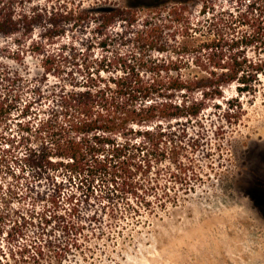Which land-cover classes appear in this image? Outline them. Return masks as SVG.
Masks as SVG:
<instances>
[{"label":"rangeland","instance_id":"1","mask_svg":"<svg viewBox=\"0 0 264 264\" xmlns=\"http://www.w3.org/2000/svg\"><path fill=\"white\" fill-rule=\"evenodd\" d=\"M176 1L0 0L9 8L1 14L32 24L0 33V264H264V75L253 93L223 87L196 122L115 123L108 138L121 177L112 186L109 177L82 184L62 167L23 166L36 153L59 161L52 145L60 127L69 131L61 106L73 85L88 73L142 72L159 56L146 46L143 16ZM179 1L192 28L176 36L188 50L181 74L203 78L194 48L254 0ZM109 7L138 20L110 19ZM66 8L70 19L57 16ZM37 246L43 255L33 260Z\"/></svg>","mask_w":264,"mask_h":264},{"label":"trees","instance_id":"2","mask_svg":"<svg viewBox=\"0 0 264 264\" xmlns=\"http://www.w3.org/2000/svg\"><path fill=\"white\" fill-rule=\"evenodd\" d=\"M183 3L186 2H163L164 6L145 12L142 35L147 48L159 56L149 55L143 74L140 64L129 66L121 76L107 80L95 79L88 73L83 82L65 92L61 108L69 131L65 133L60 127L59 137L52 145L53 155L59 161L55 164L36 153L24 157V167L33 172L46 165L54 170L62 167L69 181L78 178L79 183L90 185L109 177L112 186L121 177L113 166L119 146L115 147L108 138L115 131V123L145 126L160 121L196 122L209 102L223 97V87L234 83L239 93L256 91L259 78L264 75V0L248 1L247 9L232 18L224 33L194 48L201 60L197 66L207 75L195 80L181 74L185 62L180 54L188 50L180 48L176 36L184 39L192 29L187 4ZM8 9L5 4L0 7L1 34H14L19 28L31 31L32 24L26 16L13 20L9 13L1 14ZM102 11L128 27L138 20L137 14L127 10L109 7ZM72 15V9L66 8L57 16L70 19ZM164 32L173 44L164 42ZM0 108L1 119L7 112ZM223 116L225 120L232 117L229 113ZM138 189L134 187L132 195L136 196ZM42 255V246H37L32 259Z\"/></svg>","mask_w":264,"mask_h":264}]
</instances>
